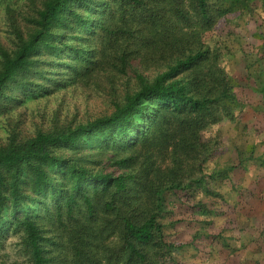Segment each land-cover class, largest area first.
Masks as SVG:
<instances>
[{"label": "trees", "instance_id": "trees-1", "mask_svg": "<svg viewBox=\"0 0 264 264\" xmlns=\"http://www.w3.org/2000/svg\"><path fill=\"white\" fill-rule=\"evenodd\" d=\"M4 7L0 264H183L176 252L193 242L169 231L173 201L214 215L204 198L224 196L213 183L244 196L234 172L245 160L264 164V138L242 148L234 135L205 137L238 121L247 88L264 99V32L253 36L255 52L238 35L264 0ZM40 100L46 108L30 111ZM12 237L15 258L1 252ZM213 237L228 247L231 236ZM254 244L264 251V227Z\"/></svg>", "mask_w": 264, "mask_h": 264}, {"label": "rangeland", "instance_id": "rangeland-1", "mask_svg": "<svg viewBox=\"0 0 264 264\" xmlns=\"http://www.w3.org/2000/svg\"><path fill=\"white\" fill-rule=\"evenodd\" d=\"M0 5V30L5 26L4 6L10 2L20 5L22 0H2ZM238 35L242 43L257 45V39L253 38L257 31L264 32V9L261 17L250 19L249 23H240ZM239 26V25H238ZM257 45L253 51H258ZM252 52V51H251ZM253 56V57H252ZM257 54L250 53L249 61L253 62ZM239 72H243L239 68ZM242 74V73H241ZM247 100L246 111L241 115L238 121L228 126L223 123L211 127L205 137L210 138L215 133H222L225 141H231V137H237V143L240 147L247 146V140L261 142L264 138V99L263 96L253 87L245 91ZM52 107L53 101L49 103ZM30 111L39 113L46 108L44 100L29 102ZM244 131L246 137L239 138L237 133ZM231 133V134H230ZM234 135V136H233ZM5 137V132L0 130V138ZM239 140V142H238ZM264 151V145L260 146L256 156ZM237 154L233 156L234 164H238ZM234 182L238 190H248L242 192L244 196L236 194L232 190L231 183L214 182L212 187L224 196V200H217L214 197H205L207 203L214 204L218 212L214 215H201L187 209L177 200L168 209L171 213L168 215V221H176L177 224L171 227L169 231L178 234L180 241L191 243L182 250L176 252L177 257L183 264H264V251L256 252L254 250V241L260 238L262 228L264 227V164L261 159L245 160L233 175ZM254 189L252 193L250 190ZM224 230V232H223ZM226 230V231H225ZM224 233L228 239V247L223 246L221 241L214 239L213 236ZM199 234L197 239L194 235ZM262 237V236H261ZM16 238H9L5 242L4 253L17 257V248L14 245ZM194 244V245H193ZM211 250H215L210 254Z\"/></svg>", "mask_w": 264, "mask_h": 264}]
</instances>
